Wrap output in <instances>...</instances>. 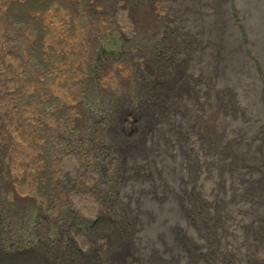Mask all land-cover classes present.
<instances>
[{
    "label": "rangeland",
    "instance_id": "374dc122",
    "mask_svg": "<svg viewBox=\"0 0 264 264\" xmlns=\"http://www.w3.org/2000/svg\"><path fill=\"white\" fill-rule=\"evenodd\" d=\"M124 229L264 264V0H0V262Z\"/></svg>",
    "mask_w": 264,
    "mask_h": 264
},
{
    "label": "bare ground",
    "instance_id": "6f19581e",
    "mask_svg": "<svg viewBox=\"0 0 264 264\" xmlns=\"http://www.w3.org/2000/svg\"><path fill=\"white\" fill-rule=\"evenodd\" d=\"M191 68V67H190ZM160 69V68H159ZM159 74V73H158ZM157 74V75H158ZM162 77V76H161ZM160 77V78H161ZM168 77V76H167ZM168 82V81H167ZM163 86V85H162ZM159 88V87H158ZM185 91V89H184ZM188 91V90H187ZM180 92V91H179ZM173 93V92H172ZM185 96V95H184ZM226 96V95H225ZM151 98V97H150ZM149 101V100H148ZM147 102V101H146ZM146 107V106H145ZM198 120V119H197ZM193 124V123H192ZM203 159V158H202ZM201 159V160H202ZM147 160V159H146ZM134 163V162H132ZM192 171V170H191ZM190 171V172H191ZM189 172V173H190ZM199 173V172H198ZM191 175V174H190ZM190 178V177H189ZM192 178V176H191ZM180 180L182 184V189H183V186H184V180L181 176H178L177 177V180ZM188 182V181H187ZM170 216V215H169ZM178 222H180L179 225H182L181 223V219H180V216L178 218ZM175 223V220L169 218V221H167L166 224H164V228L166 229V233L167 234H170L169 231H168V226ZM123 225H126L125 223H123ZM125 228V227H124ZM184 227H180L178 229H180V231H176L175 230V227H174V231L176 234L178 235H181L182 237L186 238V235H185V230L182 229ZM129 230V229H128ZM261 231V230H260ZM122 233H108L105 235L106 232H100L96 235V239H95V243L96 244V247H93V245H90L88 244V246L86 247V252L89 253V256H94L95 258H103L106 259L108 261L109 264H157V262H154L152 263L153 260H157L159 261V255L154 251V252H151L150 254H148L150 251H152V248L153 247H148L147 246V254L148 256H152L151 258L149 259H144L143 255H141V251L139 249V247L137 246V244L135 245L134 244V248L131 247L130 249V244H131V236L134 237V235L132 234L131 236H128L126 237L125 239L124 238V234H125V229L124 231L121 230ZM264 230L261 231V238H264ZM131 233V232H130ZM184 233V234H182ZM101 235V238H104L105 237V240L108 242L105 244L104 247H100L102 245V242L99 240V236ZM168 240V239H167ZM169 241V240H168ZM137 243V242H135ZM99 245V246H98ZM104 245V244H103ZM145 245V244H144ZM171 246V245H170ZM197 246V245H196ZM85 247V246H84ZM167 247V252H166V255L165 257L170 259L172 256H175L178 254V252H173L171 250V248L169 246H165L163 248V250ZM173 249H177L179 250V248L177 247V244L172 246ZM74 246L72 244V251H75V249H73ZM106 250V251H105ZM174 250V251H175ZM189 249H187V252H188ZM80 253V251H79ZM192 253V255L195 253V250L191 249V252L190 254ZM79 255V254H78ZM82 255V254H81ZM142 256V257H141ZM197 256V253H195L193 256H190V260H189V255H187V260H186V264L189 262V264H194V259L195 257ZM76 257V256H74ZM148 258V257H147ZM143 260V261H141ZM191 262V263H190ZM162 263V262H161ZM0 264H2L0 262ZM26 264V263H24ZM49 264H54V263H49ZM69 264H91V261H86V260H82V259H79V260H71L69 262ZM163 264V263H162ZM170 264V263H169Z\"/></svg>",
    "mask_w": 264,
    "mask_h": 264
}]
</instances>
